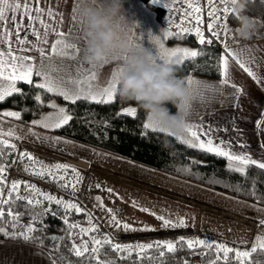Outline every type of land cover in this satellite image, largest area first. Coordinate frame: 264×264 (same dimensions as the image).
Here are the masks:
<instances>
[{
	"label": "snow or ice",
	"instance_id": "1",
	"mask_svg": "<svg viewBox=\"0 0 264 264\" xmlns=\"http://www.w3.org/2000/svg\"><path fill=\"white\" fill-rule=\"evenodd\" d=\"M152 3H160L161 0H151ZM179 2V0H163V7L166 8L170 13L173 11L172 5ZM252 2H258L260 5L264 6V0H252ZM36 7H32V0H0V102L4 101L6 97L13 95L14 93H19L23 95L21 89L17 87L18 82H23L28 85H32L36 89H42L46 93H53L57 96L62 97L65 101H69L71 104L75 105L77 101L87 102L89 104L96 105H111L117 98L118 87H119V67L114 70L111 74V78L106 84H100L98 82V77L95 72H90L86 74L83 79H65L60 76L59 73L62 71L61 68L56 67L51 64H46L45 59L50 60L52 55L56 56H68L71 59H75L79 54L80 49L77 48L75 44L68 43L65 41L64 37L66 35L63 31H58L56 27L49 24L42 17L46 14L49 19L54 20L57 15L52 7H48L45 10L40 7L41 0H35ZM183 3L187 5V8L180 12L179 23L175 25L178 32H173L170 29H164L162 34L159 36H153L149 33L148 38L152 40V46L154 48V59L157 63H165L172 65L174 57H179L178 63L187 66L188 61L195 62L197 57L205 55V49L200 50H189L188 48L173 47L166 48L164 41L172 36L183 37L185 35H194L201 46H212L208 49V55L215 56L216 63L213 67L220 77L221 86H230L235 88L237 100L235 107L239 108V96L244 94L242 87L232 83L230 79V68L231 63H234L246 73L253 81L264 87V74H258L257 71L253 69L250 65L256 62V57L252 54L253 49L241 48L238 51L229 48L227 43L223 44V54H215L214 48L219 46L216 44L217 40H220V32L216 31V26L222 20L221 28L224 31V35L227 36L228 29L226 20L232 11L229 9L228 5H234L236 0H219L222 7H217L216 0H207V7L202 8L200 0H183ZM75 11V9L73 10ZM207 13L209 21L206 24V30L210 35L205 36V19L204 13ZM19 13V16L17 15ZM223 13V16H221ZM63 17V14H60ZM25 18L27 19V24H25ZM74 19V18H73ZM40 25V28L44 29L43 36H41L39 29L35 27L36 24ZM187 25V26H185ZM21 32L24 33L23 37ZM54 34L59 37L54 42L51 43L50 52H46L44 47H39L40 44H48V36ZM30 36L36 38L35 43L32 42ZM13 37L15 44L21 46L18 48H13ZM80 42L83 40L78 38ZM35 50L40 56V63L37 65L35 59L30 56H25L22 53L27 51ZM72 50V51H69ZM231 61V63H230ZM261 64L264 65V59L261 60ZM173 66V65H172ZM84 68V66H81ZM94 68L95 65H92ZM174 67V66H173ZM183 70V69H181ZM56 73V75H53ZM33 76L38 77L40 82L34 83ZM188 85H192L194 81L189 78L187 81ZM210 86H205L204 90H209ZM188 95H191L188 93ZM196 96L203 97V91L198 88ZM35 100L40 102L42 100L41 95H36ZM185 110L187 111V101L185 102ZM48 107L55 109V113L52 115L44 116L40 121H35L34 125L40 126L46 129H59L64 125H68L73 119L70 114L71 109L65 107H57L55 103L49 104ZM117 115L128 116L139 119L138 109L136 107H126L121 113ZM2 117H12L17 120L21 118L20 112L15 111H3L0 113ZM257 129L260 131L261 135H264V117L258 118L255 121ZM137 127H141L139 135L142 139H150V133L164 132L167 135L170 133L165 132L163 129L156 126L154 123H150L147 118V122H143L142 126L140 124ZM235 128V124H232ZM122 131L124 129H121ZM227 131V128L221 129L220 126H216L213 129L212 126L205 127L203 121L200 124L186 123L185 125V135L177 136L176 140L186 145L187 148H195L201 152L213 154L216 157L226 159L227 169L229 172L239 173L248 179L247 169L250 167H255L260 170H264V157L256 158L254 153H252L251 147L242 140L236 141L240 151L234 150V144L231 139L222 138L213 135V132ZM239 131V130H237ZM13 137V131L8 132L0 131V157L4 154L5 148H11L15 150V145L9 143L4 137ZM56 142H59L57 140ZM264 148V144L260 145ZM21 160L27 158L31 164L37 163L34 158L26 153L22 152L20 154ZM25 168V171H28ZM69 171V166L65 164H54L50 167L41 166L40 171L32 169V174L43 178L45 174L51 176L54 181L63 180L64 183L60 185L62 188L71 187L72 191H77V184L80 183L81 177L76 169H71L73 179H66V174ZM184 171H188L187 168ZM6 173L7 169L4 166H0V223L3 222L5 216V211L3 206L14 204L15 201L26 200L29 206H38L41 204L39 199H35L34 196L25 197L19 195V189L21 182H13L8 191V197H4L3 187L6 185ZM58 173H63L62 175H57ZM99 188V185H97ZM25 189L32 194H38L43 196V199L48 201L49 204L55 203L61 205L67 211L75 210L79 214L82 209L75 203L68 202L59 199L53 195L47 193H42L34 185L25 184ZM237 190H239V185H237ZM109 193L112 192L111 189H107ZM17 193L15 200L12 199V194ZM253 196L256 195L255 180L253 179V190L251 192ZM97 204L101 209L104 208L103 201L100 197H96ZM133 206H135V201H133ZM47 211L36 213L32 220L33 223L37 220L39 216L44 215ZM109 213V223L117 228L123 229L124 231H153L148 227H143L140 229H135L127 223H121L112 213L111 209H107ZM141 211H148L147 209H141ZM55 215V213H52ZM152 214V213H150ZM89 216V227L87 229L81 228V236L88 235L89 233L95 231V225H92L91 214ZM154 215V214H152ZM7 216L10 217L9 223H11L13 229H15L16 224L19 220V214L14 213L11 208L7 212ZM157 220L162 222L164 228H176L186 226V221L183 218H179L178 221H172L166 219L163 216H156ZM67 224V219H65ZM264 225V219H258V226ZM78 225L69 224V229H75ZM36 229L30 223L23 233H16L15 231L9 233L6 231L5 227L0 226V234L11 239H23L24 241H32L37 239L33 236V232ZM53 241L62 239L60 237H51ZM93 247L89 249L87 241H81L79 245L73 243L71 251L77 258H84L89 261L94 260L95 264H116V260H104L99 259L100 255L103 254V248L108 246L112 252L118 254V259H129L132 257L133 253L136 254V260L134 264H143L144 260H155L159 258L160 264H166L165 257L167 254H175L177 251H183L184 247L188 250H195L197 248L204 249V253H201L203 258L204 255L214 252V258L209 259L207 264H252L251 257L254 253H257L258 249L264 251V236H257L255 238V243L250 250H239L227 246L223 242H214L203 238L196 239H185L180 236L176 239L175 243L165 240V241H155L154 243L148 244H123V243H113L112 240L106 235L101 234L100 236H90ZM149 250H153L157 253L156 256H148ZM54 251H58V248H54ZM127 254L122 255V254ZM234 254V255H230ZM42 255V254H40ZM65 257L61 256L59 264H63ZM49 264H57V261L49 258ZM184 264H187L185 261ZM256 264H264V261H258Z\"/></svg>",
	"mask_w": 264,
	"mask_h": 264
},
{
	"label": "crops",
	"instance_id": "2",
	"mask_svg": "<svg viewBox=\"0 0 264 264\" xmlns=\"http://www.w3.org/2000/svg\"><path fill=\"white\" fill-rule=\"evenodd\" d=\"M149 3L166 10V8L163 7V0H161L160 3H152L151 0H149ZM77 4L78 0H41L39 6L45 10V13L48 7L53 8L54 12L57 13L54 20L49 19L46 14L42 18L56 27L58 31L65 32L66 35L64 39H67L66 36L71 32L77 31L75 20ZM32 7H36L35 0H32ZM74 9L75 11H73ZM123 9L126 18L138 22L140 27H144L145 23H147L153 29V36H157V34L159 36L160 30H158V26H163L160 20L156 18L155 12L151 10L143 0H123ZM60 14H63V17H61ZM17 15L19 16V13H17ZM256 19L261 23H264L261 19ZM25 24H27L26 18ZM35 27L39 29L41 36H43L44 29L40 28L38 23ZM236 27L237 19L235 23L229 22L227 26L228 34L225 36L223 44L227 43L230 49L237 51L245 47L253 49L252 54L256 57V62L250 66L253 67L258 74H264V65L261 64V60L264 59V28H261L257 36H254L251 40L242 42L239 41L235 35ZM139 28L137 29L138 34H140ZM23 35L24 33L21 32L22 37ZM58 38L59 37L54 34H50L48 36L49 43L46 45L40 44L39 47H44L46 52H50L51 43ZM176 38L177 37H175L173 41H176ZM30 39L35 43L36 38L34 36H30ZM167 41H169V39ZM142 44L149 50L153 47L148 39L144 40V42L142 40ZM186 44L189 50L196 49L189 43L186 42ZM223 44L221 46L220 55L223 54ZM12 46L14 49L21 47L15 44L14 37ZM22 54L33 57L37 65L40 63V56L37 51L32 50ZM178 60L179 58H173V61L175 62H178ZM70 61L71 60L68 56L61 57L52 55L50 60L45 59L44 62L61 68L62 71L59 75L63 76L65 79H83L87 73L90 74V72H95L100 84H106L111 78L112 72L119 67V64L116 63L117 61L95 65L94 68L92 65L88 68L77 67L74 63L69 64L68 62ZM53 75H56V73H53ZM189 78L190 76H188L185 81L186 86ZM230 79L232 83L242 87L244 90V94L239 96L240 107H235L237 100L235 88L221 86L219 79L217 80L216 85L211 83L208 84V86H210L209 89L213 88L211 95L209 94V90L202 98L196 96L195 93L190 92L191 95H188L187 100V112L189 113L188 123L200 124L201 121H203L205 127L212 126L213 129H215L216 126H220L221 129L227 128V131H214L213 135L231 139L234 144V150L236 151H240L236 141L242 140L251 147L252 153H254L256 158L264 157V148L260 147L261 144H264V135H261L255 124V121L258 118L264 117V87L253 81L234 63H231ZM33 81L34 83H38L40 82V79L33 76ZM49 104H52L51 101ZM127 106L129 105H126L124 108ZM58 107H65V105L60 104ZM124 108H122V111ZM6 109L9 111L12 110L10 108ZM52 110V108H49L42 115L30 120L29 123L33 124L32 122L40 120L44 116H48V113ZM233 123L236 126L235 128L232 127ZM37 127L46 129L40 126ZM23 140L31 145L40 146V149L48 151L46 152L48 154L55 155L56 158L67 165L85 168L88 171H94L102 178H109L114 182H119L134 190L145 192L152 197L165 199L174 206L180 207L179 209L181 210L172 211L168 216V219L178 221L179 218H183L186 221L185 228L187 227L188 222L191 221L193 211L195 210L197 215L200 213L202 216L206 214L210 228L217 225L223 235L243 246V250H250L255 243V238L257 236H264V225L258 226V219H264V207L258 204L204 186L195 187L198 190L195 189L194 194H192L191 192L194 190L192 188L188 189V192L185 190L184 185H181L184 187L182 189L169 184L171 181L175 184H180L179 182L181 181H174L168 177H163V180L154 179L148 174H150V172H155V174L161 176V172L145 171L139 167H135L136 164L128 160L124 161L125 164L133 166V169L129 171L60 152L40 141ZM94 199H96V196H94ZM158 224L160 225L162 222H159ZM49 258L54 259L40 246L26 242L0 239V264H49Z\"/></svg>",
	"mask_w": 264,
	"mask_h": 264
},
{
	"label": "trees",
	"instance_id": "3",
	"mask_svg": "<svg viewBox=\"0 0 264 264\" xmlns=\"http://www.w3.org/2000/svg\"><path fill=\"white\" fill-rule=\"evenodd\" d=\"M143 1L155 12L156 18L161 20L165 10L153 6L149 3V0ZM246 11L248 15L264 21V6L258 2L250 0ZM229 20L232 23L236 22L235 16H231ZM178 39L194 46L195 50L204 48L205 55L197 57L195 62L188 61L187 66L178 62L174 63L173 66L177 78L186 81L188 76L194 75L216 81L220 79L216 68L213 67L216 63L215 56L208 55V49L212 46H201L191 37ZM214 53L221 54V47H215ZM17 87L21 89L23 95L14 93L6 97L4 101L0 102V110L11 108L20 112L21 118L18 121L21 123L26 124L46 111L48 109L47 102L53 98L63 103L66 108L71 109L70 114L73 116L68 125H64L59 129H52L53 134L264 207V170L250 167L247 169L249 178L245 179L239 173L228 171L226 159L201 152L195 148H187L186 145L179 143L175 136L158 132L150 133V139H142L139 135L142 128L137 127V125L140 124L142 126V123L145 122L146 114L134 101H122L117 95L116 100L107 106L89 104L83 101H77L73 105L60 96L46 93L42 89H36L32 85L23 82H18ZM36 95H41L42 100L40 102L35 100ZM130 104L138 109L139 119L117 115L122 112V108ZM169 108L173 112L176 111L171 105H169ZM121 129L124 130L122 131ZM14 156L15 150L5 148L3 156L0 157V165L11 164ZM185 168L188 171H184ZM253 179L256 187L255 196L251 194ZM237 185H239V190H237ZM25 194L28 197L32 196L29 191H26ZM12 199L15 200L13 195ZM6 206H9L19 214V220L15 229H13L6 217L3 218L0 226L5 227L9 233L13 231L23 233V225L31 223L36 229L32 235L37 239L26 242L23 239L7 238L2 234H0V239L40 246L57 263H59L60 257L63 256L65 257L63 264H95L94 260L89 261L84 258H77L71 251L73 243L76 244V240H80L83 237L81 236L79 225L87 222L84 212L77 214L75 210L58 211L53 207L52 211H47L44 215L39 216L33 223V216L43 211L27 205L25 200L15 201L14 204L10 203ZM52 213H55V215ZM65 219H67V224ZM69 224H76L78 227L69 229ZM53 236L62 239L53 241L51 239ZM87 242L89 249H91L93 247L92 242L88 240ZM54 248H58V251H54ZM102 251L103 254L99 257L101 261L116 260V264H134L136 260L135 253L129 259H118V254L112 252L108 246H105ZM190 251L192 250H188L185 246L183 251L167 254L164 258L166 264H184L185 261L187 264H191L188 260ZM122 255L126 256L127 254ZM147 255L156 256L157 253L149 250ZM214 255V252L208 253V258H214ZM258 261H264V251L259 249L251 257L252 264H256ZM143 264H160V261L159 258L144 260Z\"/></svg>",
	"mask_w": 264,
	"mask_h": 264
},
{
	"label": "rangeland",
	"instance_id": "4",
	"mask_svg": "<svg viewBox=\"0 0 264 264\" xmlns=\"http://www.w3.org/2000/svg\"><path fill=\"white\" fill-rule=\"evenodd\" d=\"M159 25V24H158ZM163 26V25H162ZM158 30H160V33L166 29L164 26L160 27L158 26ZM140 35L142 36V40L148 39V34L151 33L153 35V29L145 23L144 27H140ZM158 36V34H157ZM67 39H65L66 42L75 44L77 48L80 49L79 54L76 56L75 59L70 58L69 64L74 63L77 67H81L82 65L84 68H88L90 64H87L82 59L83 52V43L80 42L78 31L71 32L68 36H66ZM175 36H172L169 38V41L165 40L164 45L166 48H173V47H181V48H188L186 42H182L176 38V41H173ZM167 42V44H166ZM174 42V43H173ZM148 44L147 42H145ZM173 43V44H172ZM170 44V45H169ZM186 45V46H185ZM147 49V48H146ZM189 49V48H188ZM72 51V50H69ZM150 51L154 52V48L151 47ZM179 58V57H174ZM67 62V61H66ZM119 64V62H116ZM89 74V73H87ZM190 78L194 81L192 85H188L187 83V89L188 93L193 92L197 93L198 88L200 91H203V95H206L208 90H204L205 86H208V84H215L216 80L207 79L204 77H198L194 75H190ZM213 90V88H212ZM212 92V91H211ZM209 91V94L211 93ZM55 103L58 105L63 104L58 102L55 99H50L47 104L49 103ZM127 107H134L133 105H129ZM50 107H48L49 109ZM66 108V107H65ZM11 109V108H10ZM47 109V110H48ZM14 109L10 110L13 111ZM46 110V111H47ZM1 113L3 111H9L6 108H3L0 110ZM15 111V110H14ZM44 111V112H46ZM16 112V111H15ZM43 112V113H44ZM41 113L40 115H42ZM55 113V109H53L51 112L48 113V115H52ZM39 115V116H40ZM38 117V116H37ZM36 118V117H35ZM34 119V118H33ZM32 120V119H31ZM41 120V119H40ZM37 120V121H40ZM30 122V121H29ZM21 123L17 119L12 117H2L0 118V131L2 132H8L9 130L13 131L14 136L13 137H7L5 136L4 139H7L9 143L15 145V156L13 158V161L11 164H2L0 166H4L7 169L6 173V185L3 187L4 197H8V191L9 187L13 182H21V186L19 189V195L25 196V192L27 191L25 189V184L28 185H34L37 189H39L42 193H47L49 195H53L59 199L64 200L66 203L71 202L77 204L82 211L84 212L85 219L87 222H84L79 225V228L87 229L89 227V216L87 214H91V222L92 225H95V231L89 233L88 235H84L81 237V239L76 240V244L79 245L81 241L85 239V241H91L89 239L90 236H100L101 234H106L113 243H123V244H148V243H154L155 241H171L175 243L176 239L180 236H183L185 239H196V238H203L214 242H223L227 246L232 247L234 249L243 250V246L239 245L235 241L227 238L223 233L220 232L217 225L210 228L208 218L205 215L202 216L200 213L197 215L195 210L193 211L192 219L190 222H188L187 227L183 228H164L162 224H158L161 222L160 220L156 219V216H163L166 219H168V216L171 214L172 211H180V207L174 206L172 203L168 202L165 199L158 198V197H152L151 195H148L145 192L134 190L131 187L125 186L122 183L114 182L110 180L109 178H102L98 173L94 171H88L85 168H78L76 166H69V171L66 174V179H73L71 169H76L80 177L82 178L80 183L77 184V191L73 192L71 187L68 188H62L60 185L64 183L63 180L54 181L51 176L48 174H45L43 178L33 175L32 169L34 168L36 171L41 170V166H52L54 164L60 163L65 164L58 158H56L53 154H48L46 152H42L41 149L39 150L40 146H34L31 145L32 148L22 146V142H27L23 139L27 140H36L43 142L50 146L52 149L58 150L63 153H67L70 155H74L83 159H86L88 161L98 162L105 165H110L119 169L123 170H132L133 166L126 165L125 159L113 156L111 154L99 151L97 149H93L90 147H87L85 145L76 143L74 141L62 138L60 136H57L52 133V129H41L37 127L36 125L30 123ZM147 122V118L145 120ZM186 136V133L184 134ZM59 140V142H56ZM34 146V147H33ZM37 147V149H35ZM22 152H26L30 154L34 160L37 162L35 164H31L27 158L21 160L20 154ZM131 162V161H130ZM135 163V162H133ZM135 167H139L145 171H158L156 169L135 163ZM67 165V164H65ZM138 165V166H137ZM25 168H28V171H25ZM146 173V172H144ZM148 173V172H147ZM63 173H58L57 175H62ZM150 177L154 179H160L163 180V177H168L173 179L174 181H181L180 184H175L173 181H171L169 184L171 186H176L178 188H184L185 190L189 192L188 189L192 188V194H194L195 189L198 190L195 187H201V185L195 184L193 182H190L188 180L167 174L165 172H161V176H158L155 174V172H150L148 174ZM99 185V188L97 187ZM181 185H184L181 186ZM107 189H111L112 192L109 193ZM14 197L17 195V193L12 194ZM32 196L35 197V199H39L41 201V204L38 206H35L38 210L45 211L46 209L52 211V208L55 207L58 211H66L63 206L57 205L55 203L49 204L48 201L43 199V196H40L38 194H32ZM94 196L100 197V199L103 201L104 208L101 209L99 205L97 204L96 199H94ZM28 197V196H25ZM212 197V196H211ZM213 198V197H212ZM26 201V200H25ZM133 201H135V206H133ZM224 201V200H223ZM5 211V216L9 221L10 217L7 216V212L9 210V206L4 205L3 206ZM107 209H111L112 213L116 215L117 219L121 221V223H127L131 225L135 229H140L143 227H148L150 229H153V231H124L123 229H117L113 227L109 223V213ZM141 209H147L148 211H141ZM11 210L14 213H17L12 208ZM154 215H152V214ZM29 226V224L23 225V232L25 229ZM210 236H214L217 239L211 240ZM209 238V239H208ZM204 249H196L192 250L188 253V260L190 261V255L194 252L201 253ZM209 260L208 254L204 256V261L207 263Z\"/></svg>",
	"mask_w": 264,
	"mask_h": 264
},
{
	"label": "clouds",
	"instance_id": "5",
	"mask_svg": "<svg viewBox=\"0 0 264 264\" xmlns=\"http://www.w3.org/2000/svg\"><path fill=\"white\" fill-rule=\"evenodd\" d=\"M249 3L250 0H236L232 5L237 19L235 35L242 42L264 28V23L247 14ZM75 20L83 40L84 62H119V98L134 101L149 122L165 132L175 137L183 135L189 119L184 106L188 100L185 81L176 77L172 66L175 61L172 65L155 62L153 52L143 46L142 36L137 33L139 23L126 18L123 0H78ZM169 105L176 111H171Z\"/></svg>",
	"mask_w": 264,
	"mask_h": 264
},
{
	"label": "built area",
	"instance_id": "6",
	"mask_svg": "<svg viewBox=\"0 0 264 264\" xmlns=\"http://www.w3.org/2000/svg\"><path fill=\"white\" fill-rule=\"evenodd\" d=\"M200 2H201V7L202 8H206L207 7V0H200ZM216 3H217V7H222V5L219 3V0H216ZM228 7H229V9L232 10V5L231 4H229ZM172 8H173V11L171 13L167 9L165 10L160 22L165 28L170 29V30H172L175 33V32L179 31V29H177L175 27V25L179 23L180 12L182 10L186 9L187 5L183 3V0H179V2L174 3L172 5ZM221 16H223V13H221ZM231 16H234L233 10L230 12V14H229V16H228V18L226 20L227 26H228V24L230 22L229 19H230ZM204 19H205V25L203 27L205 29V36L208 37L210 35V33H208L207 30H206V24L208 22H210V21H209V18L207 17V13L206 12L204 13ZM221 23H224V21L222 20L220 23H218L217 26H216V29H215L216 31L220 32V40L216 41V44L219 45V47L222 46V44H223V42L225 40L224 31L221 28ZM185 26H187V25H185ZM187 37H191L192 39H194V41L197 44H199L197 39H196V37L194 35H185L183 37H177V38H187ZM210 239L211 240H216L217 238L214 237V236H210ZM204 251L205 250L201 251V253H204ZM201 253L194 252L193 254L190 255L191 264H207L204 261V256L205 255L202 258Z\"/></svg>",
	"mask_w": 264,
	"mask_h": 264
},
{
	"label": "bare ground",
	"instance_id": "7",
	"mask_svg": "<svg viewBox=\"0 0 264 264\" xmlns=\"http://www.w3.org/2000/svg\"><path fill=\"white\" fill-rule=\"evenodd\" d=\"M21 145H22V146H26V147H30V148H32L31 145H29V144L26 143V142H22ZM33 147H34V146H33ZM35 149H37V147H35ZM39 150H41V149H39ZM41 151H45V150H41ZM45 152H48V151H45ZM70 160H71V159H70Z\"/></svg>",
	"mask_w": 264,
	"mask_h": 264
}]
</instances>
